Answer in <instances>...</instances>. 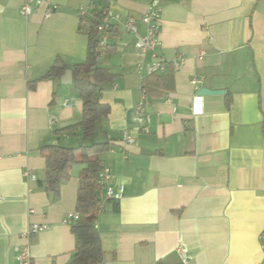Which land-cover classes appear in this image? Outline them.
Here are the masks:
<instances>
[{
	"label": "crops",
	"instance_id": "obj_1",
	"mask_svg": "<svg viewBox=\"0 0 264 264\" xmlns=\"http://www.w3.org/2000/svg\"><path fill=\"white\" fill-rule=\"evenodd\" d=\"M43 1L25 18L23 0H0V264H16L30 224L48 227L28 240L32 264H67L76 245L63 219L75 212L83 166L54 200L37 183L41 146L81 142L53 132L79 122L82 103L60 78L28 85L58 57L70 71L85 60L78 12L98 0ZM147 3L110 0L120 20L98 57L115 80L98 97L110 114L89 141L110 143L99 159L112 189L123 186L96 216L103 264H264V0H158L160 74L172 72L174 87L149 100V123L134 109L152 58L124 28L131 17L145 33Z\"/></svg>",
	"mask_w": 264,
	"mask_h": 264
},
{
	"label": "trees",
	"instance_id": "obj_2",
	"mask_svg": "<svg viewBox=\"0 0 264 264\" xmlns=\"http://www.w3.org/2000/svg\"><path fill=\"white\" fill-rule=\"evenodd\" d=\"M95 4L109 7L110 0H98ZM99 14L87 17L83 31L87 36L86 58L81 63L72 66V85L77 98L82 103V115L79 122L69 124L54 130L56 138L64 135L81 138L74 146L66 145V141L57 139L55 144H44L40 147L45 161L44 179L37 183L38 187L52 199L60 194L61 185L70 178L71 168L82 165L79 172L81 186L76 193L75 211L79 219L70 226L76 239V245L67 264H102L105 251L102 249L99 233L94 225L101 186L97 174L102 169L99 156L110 150L109 142H91L90 138L110 114V107L99 102L98 97L107 84L115 80V75L109 69L98 65V57L102 52L110 51L112 46H106L101 52L97 47V24ZM67 66L63 59L56 58L49 70L39 79L30 82L28 88L33 89L37 81L59 80ZM173 74L150 73L141 84L145 89L148 102L152 98L159 99L165 92L173 90ZM112 202V201H106ZM105 202V203H106ZM105 205V204H104ZM104 210V206L102 208ZM117 209V205L115 206Z\"/></svg>",
	"mask_w": 264,
	"mask_h": 264
},
{
	"label": "built area",
	"instance_id": "obj_3",
	"mask_svg": "<svg viewBox=\"0 0 264 264\" xmlns=\"http://www.w3.org/2000/svg\"><path fill=\"white\" fill-rule=\"evenodd\" d=\"M49 1V0H48ZM43 0H23L20 8V15L27 18L32 12L34 7L40 6ZM95 13L99 14V21L97 24V47L96 50L101 52L106 46H108L114 37V26L120 20V14L112 11L110 7H103L100 4L93 3L91 8L87 11L81 9L78 12L80 20V28L83 31L87 17H92ZM142 22L145 25V33L140 34L133 18L128 17L124 22V28L127 32L133 34L136 38L134 47L140 52V54H149L152 61L147 64L146 69L148 74L150 73H162L165 69L164 60L158 56L157 48L160 46V6L158 0H148L147 8L142 16ZM101 55V54H100ZM99 55V56H100ZM200 80L193 78L191 83L196 86ZM148 104L147 94L145 89L141 88V101L134 109V115L137 120L144 118L146 123H149V117L146 114V106ZM123 141L131 143L133 141L131 135L128 132L123 133ZM26 175H30L26 172ZM98 183L101 186V190L97 196L99 199V207L97 214L103 211V206L106 201L118 202L123 197V186H119L116 190H113L110 186L112 175L110 169L103 166L97 174ZM30 214L34 213L30 210ZM79 213L71 212L65 216L63 223L71 226L79 219ZM96 227V223L94 222ZM45 224H30L21 234L20 237L26 242L16 248V264H32V258L29 252V238L37 233L47 230ZM179 254L185 263L186 250L179 248ZM103 264V263H102Z\"/></svg>",
	"mask_w": 264,
	"mask_h": 264
},
{
	"label": "water",
	"instance_id": "obj_4",
	"mask_svg": "<svg viewBox=\"0 0 264 264\" xmlns=\"http://www.w3.org/2000/svg\"><path fill=\"white\" fill-rule=\"evenodd\" d=\"M61 85H71L72 84V72L70 70H66L63 75L60 77ZM200 96L205 95H220L223 94L221 90H208L206 88H201L198 92Z\"/></svg>",
	"mask_w": 264,
	"mask_h": 264
}]
</instances>
